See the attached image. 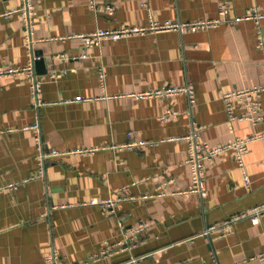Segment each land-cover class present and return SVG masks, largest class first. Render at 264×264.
I'll list each match as a JSON object with an SVG mask.
<instances>
[{"label":"crops","instance_id":"obj_1","mask_svg":"<svg viewBox=\"0 0 264 264\" xmlns=\"http://www.w3.org/2000/svg\"><path fill=\"white\" fill-rule=\"evenodd\" d=\"M96 1L92 11L89 0H32V47L46 68L39 73L34 64L44 81L34 98L25 24L19 13L7 14L20 0H0V70L20 69L0 76V186L17 184L0 192V264H48L53 252L56 264H264V214L255 224L237 219L229 232L205 231L264 203V136L249 143L243 169L232 151L204 161L206 197L189 192L186 162L194 126L209 147L264 133V91L258 121L229 124L222 100L227 91L264 84L257 24L239 18L254 6L264 13V0ZM150 15L223 20L91 47L78 36L146 25ZM187 83L195 88L192 107L186 94L137 95ZM234 104L239 113L243 101ZM34 123L42 149L64 154L47 158L41 176L30 178L40 167ZM132 139L147 144L125 146ZM108 196L126 199L113 211L89 203ZM141 221L145 231L131 232Z\"/></svg>","mask_w":264,"mask_h":264},{"label":"built area","instance_id":"obj_2","mask_svg":"<svg viewBox=\"0 0 264 264\" xmlns=\"http://www.w3.org/2000/svg\"><path fill=\"white\" fill-rule=\"evenodd\" d=\"M89 7L92 11H96L98 9V4L96 0H89ZM102 9L105 10L109 15L113 13L112 7L109 5H103ZM9 13H19L24 21L25 24V39L26 45L30 51V60L28 61V65L25 70H28L30 74V90L32 92V97H37V93L40 91V86L44 82L43 78H36L34 73V60L36 58L32 42V28L31 23L33 20L34 15L36 14L32 0H20V6L15 7ZM227 13V7L224 4L219 5V14L224 16ZM239 18L242 19H253L255 24L258 27V35H259V44L263 45L264 40L260 34V21L264 18V13H261L256 6L251 7L247 10V12L240 16ZM223 20L222 19H197L193 21H171V20H163V21H155L151 15L149 16V20L146 25H137V26H122L117 29H104V28H97L95 31L90 33H79L84 42L86 47L91 46H100V42L104 38L109 39H121L123 37H129V35H136V34H146V32H159L163 30H177L179 32H185L188 30H197L199 28H209L214 26L217 22ZM225 20V19H224ZM20 69L18 68H10L7 70H0V76L4 74H8L10 72H18ZM65 72V70H62ZM53 76V74H51ZM105 72L103 67L99 68V78L104 82ZM264 91V84L260 85H253L248 88H239L233 89L232 91H227L222 95V100L224 103V108L228 115V123L232 124L235 120L243 121H258L262 119V113L260 109V96ZM177 94H186L189 100V104L192 107L196 102V94L195 88L191 83L182 84L181 86H172L167 85L165 87L157 88V89H150L146 92L138 93L137 95L140 97H148V96H155L159 98H165L168 96H173ZM234 99H240L243 101L242 105H239V109L241 110L239 113L235 110ZM39 103V101H38ZM176 114V112H172ZM167 114L162 116V119H165ZM29 128L33 129L35 132V139L37 143V149L39 150V169L35 173L31 174L30 178H35L37 176H41L44 171L43 162L49 158L54 156H59L64 154V152L59 151L58 149H52L49 151H45L42 149V143L39 136V126L38 123L31 124ZM199 129L198 127H193V130L190 134L186 136L188 139V157L186 162L190 165L191 169V179H192V187L189 189V192L197 193L201 197H206L207 195V179L205 178V160L211 159L215 155L220 152L224 151H232L234 155V161H236L239 168L243 169L245 166L244 156L249 150V143L252 139L261 138L264 136V133H257V134H250L246 136H238L235 138L234 141L228 143L218 144V146L209 147L208 145L204 144L203 142H199ZM3 130H0L2 133ZM147 144L144 140H135L132 139L128 144L125 146L132 148L135 145H144ZM81 150H77L76 152H81ZM245 178L246 183H249L250 179L246 174L243 175ZM17 184L16 182L8 183L5 186H0V192H2L6 188H13ZM143 198H148L150 195L144 194ZM119 199H126V197L122 196L118 199L108 196L105 198L97 200H90L89 203L93 205H100L103 208L113 211V207L116 204V201ZM264 214V203L254 206L249 212H244L237 214L232 218L224 220L220 226H209L206 233H210L212 230H216L218 232L224 231L229 232L231 225L240 218H248L252 224L258 223L261 219V216ZM122 224V222H120ZM147 223L144 221L139 222L136 226L130 228V231L133 233H142L147 228ZM115 244L116 247L120 246ZM57 254L53 252L49 255L46 260L48 264H56ZM209 264H216L215 262H211Z\"/></svg>","mask_w":264,"mask_h":264},{"label":"water","instance_id":"obj_3","mask_svg":"<svg viewBox=\"0 0 264 264\" xmlns=\"http://www.w3.org/2000/svg\"><path fill=\"white\" fill-rule=\"evenodd\" d=\"M35 56H36V58L34 60V64H36L37 71L39 73H43L44 74L46 72V68H45L44 63H43L42 53L40 51H37L35 53Z\"/></svg>","mask_w":264,"mask_h":264}]
</instances>
